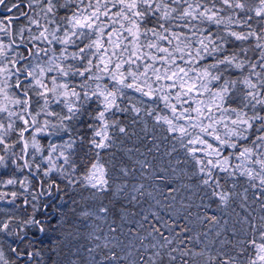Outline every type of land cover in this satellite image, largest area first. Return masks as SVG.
<instances>
[{
  "label": "snow or ice",
  "instance_id": "6c2138e0",
  "mask_svg": "<svg viewBox=\"0 0 264 264\" xmlns=\"http://www.w3.org/2000/svg\"><path fill=\"white\" fill-rule=\"evenodd\" d=\"M0 264H264V0H0Z\"/></svg>",
  "mask_w": 264,
  "mask_h": 264
}]
</instances>
